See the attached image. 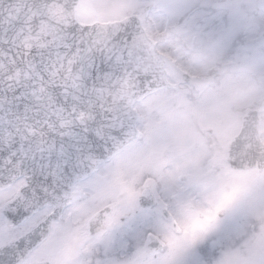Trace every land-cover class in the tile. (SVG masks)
<instances>
[{
	"label": "snow or ice",
	"instance_id": "obj_1",
	"mask_svg": "<svg viewBox=\"0 0 264 264\" xmlns=\"http://www.w3.org/2000/svg\"><path fill=\"white\" fill-rule=\"evenodd\" d=\"M146 22L135 0H0V264H264L249 213L121 110Z\"/></svg>",
	"mask_w": 264,
	"mask_h": 264
},
{
	"label": "rangeland",
	"instance_id": "obj_2",
	"mask_svg": "<svg viewBox=\"0 0 264 264\" xmlns=\"http://www.w3.org/2000/svg\"><path fill=\"white\" fill-rule=\"evenodd\" d=\"M194 1L196 0H154L156 9L144 12L145 3L135 0L136 3L142 6V11L147 18L145 27L148 34L158 44L159 49L168 55L169 63L183 64L186 67L185 70L190 74V80L194 81V96H198L196 103L185 104L189 106L180 107L183 104L180 97H185L190 93L188 88L185 94L184 89L155 92L153 93L154 96L148 97V100H141L134 107L140 119L139 126L140 130L142 129L141 135L143 138H151L152 135L158 137V130L162 131L163 134L161 135H166L159 142L155 143L153 139V141L148 142L145 147L149 150L146 151L150 154V150H153L155 157L159 159H161L162 152L170 151L168 161L176 156L180 148V140L183 141L182 147L185 148L192 144L189 143L190 139H199V132L194 131V127L182 128L187 127L192 119L201 120L209 127L212 124L210 122L211 118H220V112L221 114L225 113V120L222 124H212L215 132L223 137V144L225 145L238 128L237 118L243 112L242 105L248 104L252 97L260 96L262 88L261 107L264 102V42L258 45H253L250 42L259 32L264 31V13L262 12L258 17H253L248 13L246 16L245 11L242 13L243 18L248 22L246 24L247 36L238 45H235L234 52V44L230 40L240 32V28L234 24L228 31L223 33L220 32L221 27L216 26L215 28L210 24L204 25L203 28L201 27L202 30L198 29L192 34L184 32L183 37L178 35L176 30L168 27L164 28L167 23L177 18L179 12L184 6H187L188 2L191 6ZM203 1L207 4L210 3V0ZM220 1L226 2V0ZM231 2L232 5L233 3L237 5L238 2H242L247 5L246 7L252 9L260 6L264 9V0H229L227 5L230 6ZM257 4L260 6H256ZM162 7L165 10L168 9L171 13L169 21L165 18L166 13L163 12ZM218 7L225 8V4H219ZM215 16H222V14L217 13ZM231 22L233 23V20ZM251 22H256L254 28H250L252 26ZM205 32L204 38L201 37ZM193 36H196L195 42H193ZM225 39L228 40V43H225ZM225 53L232 54L233 64L230 65L232 68L227 69V67L219 72L221 65L227 61L219 63L220 60L217 56ZM179 67L171 66L170 77L174 83L179 82L182 72H185L183 70L179 71ZM213 70L219 73L213 72ZM253 75L259 77L260 87L254 85ZM219 80H221L219 85L223 88H218V83H215ZM185 101L186 103L192 102V100H187L186 97ZM150 102L154 104L152 108H160L154 114L169 118L165 121V126L173 128L172 133L167 130L164 131V127L161 126L160 120H158L160 118H156L149 113L147 105ZM173 124H178L181 127L176 128ZM205 124L202 125L205 126ZM155 128L158 130H154ZM224 145L221 143L220 147L223 148ZM197 146L199 147V144ZM196 161L197 159L193 163L194 167H196ZM219 161V166L214 171H210L211 167L203 168L202 172L193 171L192 166L189 165L186 167L187 170L184 169L189 174L187 180L196 184L203 191L202 193L207 192L209 189L222 190L228 196L231 207L238 212L247 211L252 220H258L261 204L258 202L257 197L262 193L260 182L264 181V173H257L256 170L231 171L226 166L224 154ZM208 172L212 173L208 174ZM210 176L217 178H211ZM218 176H221V178L219 179ZM197 179H199V182H197ZM256 223L257 226H264V223L259 222V220Z\"/></svg>",
	"mask_w": 264,
	"mask_h": 264
},
{
	"label": "water",
	"instance_id": "obj_3",
	"mask_svg": "<svg viewBox=\"0 0 264 264\" xmlns=\"http://www.w3.org/2000/svg\"><path fill=\"white\" fill-rule=\"evenodd\" d=\"M154 74H157V71L152 72ZM144 75V72H141L140 77L133 76L125 85L124 91L121 93L119 98V103L121 110L126 115V117L131 121L133 125V131L135 133L134 129V123H135V113L131 111V104L136 99L135 96L142 95L145 93L144 89L148 88L149 82L147 79L141 78V76ZM136 80V81H133Z\"/></svg>",
	"mask_w": 264,
	"mask_h": 264
},
{
	"label": "flooded vegetation",
	"instance_id": "obj_4",
	"mask_svg": "<svg viewBox=\"0 0 264 264\" xmlns=\"http://www.w3.org/2000/svg\"><path fill=\"white\" fill-rule=\"evenodd\" d=\"M259 130H260V138L264 143V121L263 122L260 121Z\"/></svg>",
	"mask_w": 264,
	"mask_h": 264
}]
</instances>
